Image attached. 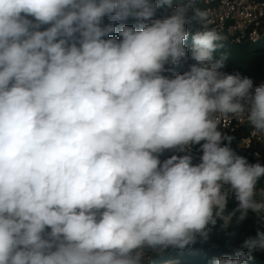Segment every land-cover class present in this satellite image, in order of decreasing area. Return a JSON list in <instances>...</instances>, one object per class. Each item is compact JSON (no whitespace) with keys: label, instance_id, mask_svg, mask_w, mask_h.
<instances>
[{"label":"clouds","instance_id":"clouds-1","mask_svg":"<svg viewBox=\"0 0 264 264\" xmlns=\"http://www.w3.org/2000/svg\"><path fill=\"white\" fill-rule=\"evenodd\" d=\"M200 2L0 0V264H155L264 225V164L221 126L264 135V84L222 70ZM256 252L264 230L210 264Z\"/></svg>","mask_w":264,"mask_h":264},{"label":"trees","instance_id":"trees-1","mask_svg":"<svg viewBox=\"0 0 264 264\" xmlns=\"http://www.w3.org/2000/svg\"><path fill=\"white\" fill-rule=\"evenodd\" d=\"M264 1V0H261ZM203 5L201 0L200 5ZM127 23L132 24L134 21L129 20ZM201 27H190V33L200 30ZM226 36L222 42L223 46L213 53L215 58L226 56L225 67L230 69L234 74L239 73L245 77H255L264 81V35L256 40L248 38L237 42L235 38L224 31H220ZM191 36L186 44L191 47ZM191 61H189L190 63ZM250 129L241 127L234 135L236 140L233 147L236 148L239 154L247 157L249 162L255 163L257 160L264 164V149H261L256 144H251L249 149H244L239 146L240 140L248 136ZM171 155L166 152L161 159ZM258 188H264V178L258 183ZM236 206V201L230 198L228 210ZM264 230V225L257 222L254 215L249 217L240 225H233L228 229V232L235 231L238 235L235 239H230L227 233L217 229L211 236L210 241L206 244H196L187 249L183 253L169 251L163 256L155 258V264H210L213 258H219L224 255L235 258V249L239 246L242 240L248 236H255L257 230ZM253 259L248 264H264V252H256L253 254Z\"/></svg>","mask_w":264,"mask_h":264},{"label":"built area","instance_id":"built-area-1","mask_svg":"<svg viewBox=\"0 0 264 264\" xmlns=\"http://www.w3.org/2000/svg\"><path fill=\"white\" fill-rule=\"evenodd\" d=\"M201 7L211 10V19L213 23L210 27L217 31H224L233 36L237 42L246 38L256 40L264 35V1L261 0H203ZM201 27L199 24H193L190 27ZM226 73L234 74L230 69H222ZM253 81V90L256 86L264 84V81L248 77ZM222 130L232 135L241 127L250 129L246 138L241 139L239 146L249 149L250 145L256 144L264 149V135L252 134V129L243 120L233 118L222 120ZM195 151V150H194ZM172 154V153H170Z\"/></svg>","mask_w":264,"mask_h":264}]
</instances>
